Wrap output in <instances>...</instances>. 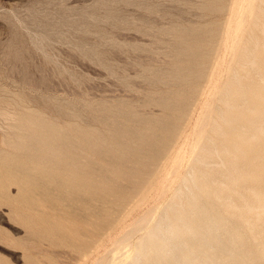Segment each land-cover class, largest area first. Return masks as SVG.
<instances>
[{
    "label": "rangeland",
    "instance_id": "374dc122",
    "mask_svg": "<svg viewBox=\"0 0 264 264\" xmlns=\"http://www.w3.org/2000/svg\"><path fill=\"white\" fill-rule=\"evenodd\" d=\"M207 1L212 0H0V106L14 118H20L22 103L60 125L100 127L97 106L129 104L160 115L158 105L145 109L141 104L158 98L169 101L174 91L184 95L170 103L180 105V110L184 107L176 112L183 117L169 135V151L152 166V177L144 178L151 185L143 188L144 180L139 179L141 190L129 192L122 209L108 203L115 205L112 208L103 198H75L65 187L46 184L40 178L48 192L40 194L39 204L31 209L22 202L23 184L0 179V264L130 263L135 244L156 224L159 213L165 212L163 207L193 164L197 131L227 78L237 19L246 16V0H222V13L205 9ZM151 8L154 12L148 10ZM213 27L211 59L200 81L190 87L148 83L155 72L165 74L171 68L176 29H187L189 34L191 29ZM56 105L69 106L81 117L63 116ZM19 138L15 120L0 119V159L17 156L14 149ZM29 167L25 170L32 178L41 176L31 171V164ZM121 181L115 184L126 183ZM142 215L146 223L141 219L144 224L138 225L135 221Z\"/></svg>",
    "mask_w": 264,
    "mask_h": 264
},
{
    "label": "bare ground",
    "instance_id": "6f19581e",
    "mask_svg": "<svg viewBox=\"0 0 264 264\" xmlns=\"http://www.w3.org/2000/svg\"><path fill=\"white\" fill-rule=\"evenodd\" d=\"M222 4V0L207 1L204 8L219 12ZM245 9L246 16L237 19L235 25L227 78L197 131L193 164L169 204L163 207L165 212L159 213L156 224L137 239L129 264H264V0H246ZM148 10L154 12L152 8ZM186 30L178 28L176 34L172 33L176 43L174 55H168L172 57L168 73L155 72L148 83L190 87L203 77L216 28H195L188 30L189 34ZM183 96L174 91L169 101L158 98L141 104L145 109L158 105L162 108L160 115L144 113L140 106L129 104L97 106L100 118L96 122L100 127L60 125L22 103L20 118H14L0 106V119L15 120L21 132V141L14 149L17 156L0 159V179L7 177L24 185L21 198L28 208L38 205L40 194L48 192V186L42 187L37 178L65 187L75 198H103L107 204L121 208L129 192L151 185L144 178L152 177V166L164 151H169V135L183 117L182 112L176 113L181 106L170 103ZM54 107L63 116L81 117L73 114L69 106ZM30 164L31 171L41 176L31 177V172L25 170H30ZM139 179L144 180L142 187ZM118 180L126 183L117 186ZM141 217L135 221L138 225L141 219L146 223L145 216Z\"/></svg>",
    "mask_w": 264,
    "mask_h": 264
}]
</instances>
